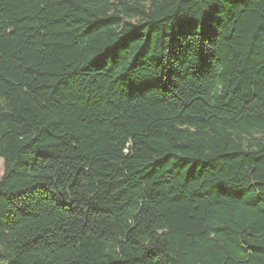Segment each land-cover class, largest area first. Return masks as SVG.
Segmentation results:
<instances>
[{"label":"trees","instance_id":"obj_1","mask_svg":"<svg viewBox=\"0 0 264 264\" xmlns=\"http://www.w3.org/2000/svg\"><path fill=\"white\" fill-rule=\"evenodd\" d=\"M0 264H264V0H0Z\"/></svg>","mask_w":264,"mask_h":264},{"label":"rangeland","instance_id":"obj_2","mask_svg":"<svg viewBox=\"0 0 264 264\" xmlns=\"http://www.w3.org/2000/svg\"><path fill=\"white\" fill-rule=\"evenodd\" d=\"M3 174V166H2V160L0 159V178Z\"/></svg>","mask_w":264,"mask_h":264}]
</instances>
